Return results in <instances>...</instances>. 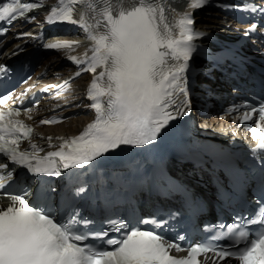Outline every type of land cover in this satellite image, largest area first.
Listing matches in <instances>:
<instances>
[{"label":"snow or ice","instance_id":"snow-or-ice-1","mask_svg":"<svg viewBox=\"0 0 264 264\" xmlns=\"http://www.w3.org/2000/svg\"><path fill=\"white\" fill-rule=\"evenodd\" d=\"M0 3V43L16 22L35 24L37 16L29 14L44 7L39 0ZM207 7L243 11L248 28L225 27L245 42L255 43V37L264 45V0H192L175 23L165 14L174 9L163 0H132L131 6L128 0H99L95 6L89 0H60L37 26H75L90 42L82 58L70 55L67 60L78 66L75 78L91 74L87 107L95 119L44 156L31 143L33 127L19 119L30 89L16 97L7 89L16 69L0 65V170L6 173L0 180L7 182L0 186V264H264V211L258 220L255 212H234L232 223L219 225L222 242L213 231L193 246L192 232L214 226L198 228L205 205L169 169L176 158L207 173L225 208L249 187L254 196L260 189L257 208L264 205V68L249 70L255 65L240 41L215 49L197 42L212 39L196 28L193 15ZM15 37L45 50L81 46L80 41L41 43L43 32ZM23 51L17 44L11 55ZM254 51L264 58V47ZM70 83L49 85L42 92L55 88L58 96ZM213 84L227 87L233 98L244 91L251 95L226 106ZM14 100L20 106L9 107ZM217 105L221 119L238 114L234 123L251 122L247 130L258 145L243 167L228 150L209 148L193 135L197 113L207 116ZM68 118L53 115L39 123ZM47 140L52 146V137ZM23 141L30 143L29 150H21ZM141 194L150 207H141ZM181 251L186 255L173 254Z\"/></svg>","mask_w":264,"mask_h":264},{"label":"bare ground","instance_id":"bare-ground-1","mask_svg":"<svg viewBox=\"0 0 264 264\" xmlns=\"http://www.w3.org/2000/svg\"><path fill=\"white\" fill-rule=\"evenodd\" d=\"M50 65L53 66L52 63H50ZM69 66H71V64H70ZM53 79L56 80V79H58V78L55 76ZM79 107H80V106H79ZM73 124L75 125L76 123L73 121Z\"/></svg>","mask_w":264,"mask_h":264}]
</instances>
